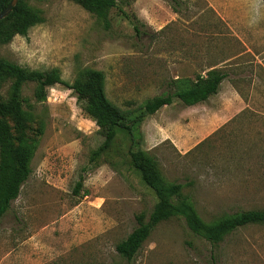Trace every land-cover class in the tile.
Returning a JSON list of instances; mask_svg holds the SVG:
<instances>
[{
  "label": "rangeland",
  "instance_id": "obj_1",
  "mask_svg": "<svg viewBox=\"0 0 264 264\" xmlns=\"http://www.w3.org/2000/svg\"><path fill=\"white\" fill-rule=\"evenodd\" d=\"M29 3L43 21L0 44V56L29 69L57 67L69 82L84 68L101 70L108 99L122 109L214 61L227 58L217 66L228 76L205 101L175 98L130 135L119 133L97 165L89 154L103 136L86 102L62 84L48 87L35 105L45 129L31 173L0 219V264H264V224L213 244L171 218L130 261L115 250L156 201L129 165V148L148 151L166 179L184 183L206 221L264 208V0H116L107 25L71 0ZM34 86L22 89L31 103Z\"/></svg>",
  "mask_w": 264,
  "mask_h": 264
},
{
  "label": "trees",
  "instance_id": "obj_2",
  "mask_svg": "<svg viewBox=\"0 0 264 264\" xmlns=\"http://www.w3.org/2000/svg\"><path fill=\"white\" fill-rule=\"evenodd\" d=\"M9 0H0V11ZM102 19L107 25L110 8L116 0H71ZM177 4V2L175 3ZM176 10L175 6H172ZM43 21L41 10L29 0H17L12 10L0 19V44L9 42L16 34L25 36L30 27ZM134 30L139 33L135 25ZM208 63L192 76H179L167 82L164 94L146 98L134 109H122L110 101L105 91V75L94 68L82 69L69 82L62 79L57 67L50 69H29L0 56V87L7 81V96H0V219L31 173V160L45 129V120L37 113L36 104L46 99L47 88L62 84L71 89L79 101H85L84 109L95 119L102 142L90 151L89 162L99 160L112 149L119 133L130 135L133 128L162 106L178 99L186 106L205 101L215 94L221 82L228 76L226 68L217 66L220 62ZM34 82V103L22 96L23 86ZM6 119L13 122V131ZM129 165L139 174L142 182L153 190L156 201L147 219L144 214L136 215L137 225L125 238L115 244L116 252L130 261L154 227L171 218H182L194 234L217 244L235 229L248 224H264V208L248 209L223 214L206 221L197 213L192 197L183 191L184 183L166 179L154 155L143 149L127 150ZM81 179L74 191L81 187ZM102 264H125L122 262Z\"/></svg>",
  "mask_w": 264,
  "mask_h": 264
},
{
  "label": "water",
  "instance_id": "obj_3",
  "mask_svg": "<svg viewBox=\"0 0 264 264\" xmlns=\"http://www.w3.org/2000/svg\"><path fill=\"white\" fill-rule=\"evenodd\" d=\"M17 0H9L6 6L0 11V19L5 17L13 8Z\"/></svg>",
  "mask_w": 264,
  "mask_h": 264
},
{
  "label": "crops",
  "instance_id": "obj_4",
  "mask_svg": "<svg viewBox=\"0 0 264 264\" xmlns=\"http://www.w3.org/2000/svg\"><path fill=\"white\" fill-rule=\"evenodd\" d=\"M222 83V82H221ZM220 86H221V84H220ZM219 92V90L217 91V93ZM228 95L230 94V95H234V94H236V95H238V93H237V91L233 88V87H230L229 89H228V93H227ZM163 107V106H162ZM161 107V108H162ZM157 112V111H156Z\"/></svg>",
  "mask_w": 264,
  "mask_h": 264
}]
</instances>
